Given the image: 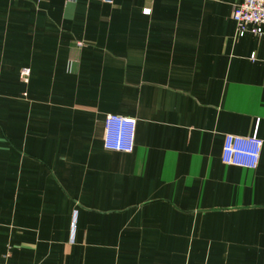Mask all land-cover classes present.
<instances>
[{
    "label": "crops",
    "instance_id": "0c3cea01",
    "mask_svg": "<svg viewBox=\"0 0 264 264\" xmlns=\"http://www.w3.org/2000/svg\"><path fill=\"white\" fill-rule=\"evenodd\" d=\"M238 2L0 0V263L264 264V37ZM107 114L132 153L102 148ZM226 134L263 141L255 170Z\"/></svg>",
    "mask_w": 264,
    "mask_h": 264
},
{
    "label": "built area",
    "instance_id": "2783aa9c",
    "mask_svg": "<svg viewBox=\"0 0 264 264\" xmlns=\"http://www.w3.org/2000/svg\"><path fill=\"white\" fill-rule=\"evenodd\" d=\"M144 12L148 13L149 10ZM231 20L234 22L237 37L241 38L246 33L264 37V0H239L232 8ZM76 45L82 48L84 42H77ZM28 74L29 70L21 72L22 78H26ZM135 129L134 118L114 114L105 115L102 148L108 152L132 153ZM262 146L263 141L256 137L226 134L221 150V161L226 166L255 170L259 164ZM74 225L72 221V229Z\"/></svg>",
    "mask_w": 264,
    "mask_h": 264
}]
</instances>
